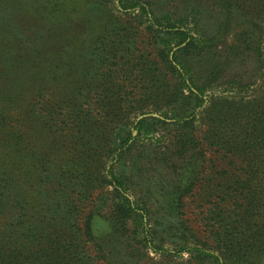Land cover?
<instances>
[{
    "label": "rangeland",
    "instance_id": "rangeland-1",
    "mask_svg": "<svg viewBox=\"0 0 264 264\" xmlns=\"http://www.w3.org/2000/svg\"><path fill=\"white\" fill-rule=\"evenodd\" d=\"M3 1L10 8L4 10L8 20L0 45V70L18 73L17 95L22 91L23 101L39 99L40 107L57 113L80 110L82 102L113 112L93 119L98 122L94 140L98 139L83 141L84 147L57 144L60 130L55 125H39L37 135L40 150L51 152L58 166L71 173L88 168L77 182L95 190L84 205L85 214L90 216L96 243L111 260L99 264H253L217 240L216 234L224 232L228 222V180L220 156L206 145L215 98L243 103L264 97L262 12L254 6L232 10L226 4L229 0ZM170 25L175 27L169 30ZM6 31L18 36L15 51H6ZM192 37L195 46L186 51ZM244 42L260 44L263 55ZM161 48L170 50L177 68L184 71L189 86L183 89L185 96L172 105L163 95L145 97L118 122L114 109L122 104L119 85L111 78L93 77L94 66L106 64L98 59L116 56L113 60L122 63L141 57L146 63L137 72L146 83L152 72L150 61L158 60ZM184 116L195 118L191 127L179 122ZM182 131L204 144V155L193 151L169 160ZM87 135L91 138L93 132ZM79 150L83 155L75 165ZM88 154L99 158L100 164L89 161ZM103 154L105 160L100 158ZM87 164H93L91 169ZM98 170L108 178L111 171L117 175L125 196L140 208L125 225L113 218V187L101 188Z\"/></svg>",
    "mask_w": 264,
    "mask_h": 264
},
{
    "label": "trees",
    "instance_id": "trees-1",
    "mask_svg": "<svg viewBox=\"0 0 264 264\" xmlns=\"http://www.w3.org/2000/svg\"><path fill=\"white\" fill-rule=\"evenodd\" d=\"M7 2L0 0V45L6 39L2 33L7 28L4 25L8 20L4 10L10 8ZM226 4L232 10L254 6L264 18V0H229ZM167 27L170 30L175 25ZM185 32L180 34L185 36ZM4 33L8 35L6 51H15L13 46L18 42V36L12 32ZM187 36L188 33L185 38ZM192 39L185 46L186 51L195 46V39ZM246 47L263 55L260 44L255 47L246 43ZM169 51L158 49V60L150 61L152 72L146 83H142L139 76L146 63L141 57L122 63L113 60L116 56L98 59L106 64L94 66L93 77L111 78L119 85L122 104L114 107L118 122H122L127 111L135 108V102H141L145 97L163 95L162 99L172 105L185 96L183 89L189 87L186 75L177 68L174 63L177 58L172 59ZM17 84V72L0 70V264L111 263L109 255L96 243L90 216L85 214L84 205L95 190L77 182L88 168L85 171L75 169L71 173L64 166H58L51 152L40 150L37 135L39 125L42 128L55 125L60 130L57 144L68 142L70 147H84L83 141L97 142L98 139L94 140L98 122L93 119L97 116L107 118L113 112H107L104 107L93 109L82 102L80 110L73 107L70 112L65 110L67 115L61 110L57 113L40 107L39 99L29 103L23 101L22 91L18 96L15 90ZM94 91L92 89L90 94ZM215 100L209 113L210 134L206 148L220 156L228 180L225 195L228 222L221 226L224 232H218L216 237L237 250L240 259L257 264L264 261V97L243 103L219 97ZM85 111L89 113L84 115ZM184 117L186 119L180 118L179 122L184 121L188 124L186 128L191 127L195 118ZM111 122L114 121L108 125H112ZM88 131L93 132L91 138ZM78 134L82 137H77ZM173 146L169 152L171 161L175 156L185 158L193 151L200 156L205 153L204 144L198 143L189 131H182ZM82 155L79 150L75 165L80 164L76 160L79 161ZM94 157L88 154L87 159L99 163V158L95 160ZM101 157L107 158L104 154ZM87 165L91 169L93 164ZM101 172H96L97 180L103 184L101 188L113 187L110 192L113 218L125 225L140 208L125 196V186L117 175L111 171L108 178Z\"/></svg>",
    "mask_w": 264,
    "mask_h": 264
}]
</instances>
